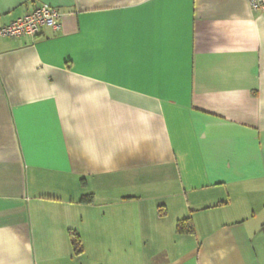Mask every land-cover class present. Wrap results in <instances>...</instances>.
<instances>
[{
  "label": "crops",
  "instance_id": "1",
  "mask_svg": "<svg viewBox=\"0 0 264 264\" xmlns=\"http://www.w3.org/2000/svg\"><path fill=\"white\" fill-rule=\"evenodd\" d=\"M42 3L60 29L0 37V264H264V12L0 0V27Z\"/></svg>",
  "mask_w": 264,
  "mask_h": 264
},
{
  "label": "built area",
  "instance_id": "2",
  "mask_svg": "<svg viewBox=\"0 0 264 264\" xmlns=\"http://www.w3.org/2000/svg\"><path fill=\"white\" fill-rule=\"evenodd\" d=\"M255 11L264 12V0H251ZM62 14L57 7L42 3L8 25L0 27V37H36L43 29L58 30Z\"/></svg>",
  "mask_w": 264,
  "mask_h": 264
},
{
  "label": "trees",
  "instance_id": "3",
  "mask_svg": "<svg viewBox=\"0 0 264 264\" xmlns=\"http://www.w3.org/2000/svg\"><path fill=\"white\" fill-rule=\"evenodd\" d=\"M180 228L183 231H187V232H191L192 231V225L190 224V222L188 220L181 222L180 223ZM71 239H72V243H73V246L75 247V249L77 251H80L81 250V242H80V239L78 237V234L73 233L72 236H71Z\"/></svg>",
  "mask_w": 264,
  "mask_h": 264
}]
</instances>
